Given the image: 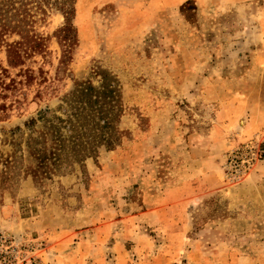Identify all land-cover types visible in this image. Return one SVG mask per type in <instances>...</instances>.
I'll return each instance as SVG.
<instances>
[{
	"label": "rangeland",
	"instance_id": "obj_1",
	"mask_svg": "<svg viewBox=\"0 0 264 264\" xmlns=\"http://www.w3.org/2000/svg\"><path fill=\"white\" fill-rule=\"evenodd\" d=\"M28 2L0 236L33 264H264V0Z\"/></svg>",
	"mask_w": 264,
	"mask_h": 264
},
{
	"label": "trees",
	"instance_id": "obj_2",
	"mask_svg": "<svg viewBox=\"0 0 264 264\" xmlns=\"http://www.w3.org/2000/svg\"><path fill=\"white\" fill-rule=\"evenodd\" d=\"M30 2L28 0H0V41L6 46L8 64L11 66H17L22 64L23 55H29L35 51L39 42L37 41L35 34H30L25 27V23L32 16L31 8L28 6ZM21 31L23 33L21 40L9 41L5 37L8 33ZM8 67L0 66V87L8 88L16 86V80L11 77L9 81H6L5 76L8 75ZM90 88H80L79 92L82 95L85 94V90ZM6 93L2 92V95ZM1 106L7 107L6 103H1Z\"/></svg>",
	"mask_w": 264,
	"mask_h": 264
},
{
	"label": "built area",
	"instance_id": "obj_3",
	"mask_svg": "<svg viewBox=\"0 0 264 264\" xmlns=\"http://www.w3.org/2000/svg\"><path fill=\"white\" fill-rule=\"evenodd\" d=\"M12 239L6 235L0 236L1 245L5 247L0 256V264H33V261L38 259L39 253L36 250L42 247L41 242H38L30 252L29 248H23Z\"/></svg>",
	"mask_w": 264,
	"mask_h": 264
}]
</instances>
